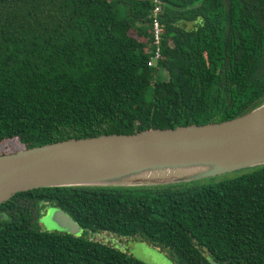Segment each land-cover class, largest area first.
Here are the masks:
<instances>
[{
	"label": "trees",
	"instance_id": "obj_1",
	"mask_svg": "<svg viewBox=\"0 0 264 264\" xmlns=\"http://www.w3.org/2000/svg\"><path fill=\"white\" fill-rule=\"evenodd\" d=\"M0 0V144L220 122L264 102V0ZM56 207L114 246L36 223ZM42 211V213L40 212ZM42 215V216H41ZM105 236V235H103ZM264 264V164L201 184L45 187L0 204V264Z\"/></svg>",
	"mask_w": 264,
	"mask_h": 264
},
{
	"label": "water",
	"instance_id": "obj_2",
	"mask_svg": "<svg viewBox=\"0 0 264 264\" xmlns=\"http://www.w3.org/2000/svg\"><path fill=\"white\" fill-rule=\"evenodd\" d=\"M263 164L264 102L220 122L69 138L1 153L0 204L38 188L160 186ZM65 216L74 222L50 208L40 222L66 232Z\"/></svg>",
	"mask_w": 264,
	"mask_h": 264
},
{
	"label": "rangeland",
	"instance_id": "obj_3",
	"mask_svg": "<svg viewBox=\"0 0 264 264\" xmlns=\"http://www.w3.org/2000/svg\"><path fill=\"white\" fill-rule=\"evenodd\" d=\"M16 146V142H5L0 144V152L2 151H8L11 150ZM1 154V153H0ZM250 168L241 169L221 175H217L214 177H208L204 179H199L195 181H189V182H183V183H177V184H184V185H192L194 183L201 184L203 181H208L210 178L214 181L222 180L225 178H230L232 176L238 175L239 173L246 171ZM51 208V207H50ZM48 208V210L50 209ZM64 223L67 224L65 226H68V229L66 232L74 234V235H80L84 234L87 237H92L94 233L87 232L86 230L79 227L76 223H72L68 217H64ZM121 243L120 246L122 248H127V252L130 256H132L134 259L144 263V264H177V258L176 256H173V259L170 257L171 252H161L157 248L153 247L147 242L141 241L137 238H122L120 239ZM113 242V240H112ZM125 245V246H124ZM122 250V249H121Z\"/></svg>",
	"mask_w": 264,
	"mask_h": 264
},
{
	"label": "built area",
	"instance_id": "obj_4",
	"mask_svg": "<svg viewBox=\"0 0 264 264\" xmlns=\"http://www.w3.org/2000/svg\"><path fill=\"white\" fill-rule=\"evenodd\" d=\"M154 6L151 11V28H152V35H153V45L155 47L153 51V55L150 57L149 62L147 65L151 66L154 62L155 59L158 58L159 56V49H160V44H161V28H160V23L158 20V13L160 11V3L158 0H153Z\"/></svg>",
	"mask_w": 264,
	"mask_h": 264
},
{
	"label": "flooded vegetation",
	"instance_id": "obj_5",
	"mask_svg": "<svg viewBox=\"0 0 264 264\" xmlns=\"http://www.w3.org/2000/svg\"><path fill=\"white\" fill-rule=\"evenodd\" d=\"M45 208H47V211H48V206L46 205L45 207H43V209L42 210H44ZM51 208H56V207H51ZM56 209H58V208H56ZM60 210V209H59ZM41 213H42V211H40ZM45 213H46V211H44ZM42 216V215H41ZM38 223H36V226H37V228L38 229H40V230H42V231H47V232H51V233H55V232H60V231H58V230H50V229H47L46 227H45V225H43L41 222H40V218H39V220L37 221ZM79 226V225H78ZM80 227V226H79ZM87 232H90V231H87ZM65 233H68V232H65ZM91 233H94V235L92 236V237H87L86 235H84V234H80V235H74V234H71V233H68V234H71V235H74V236H78V237H83L84 239H87V240H100L101 242H103V243H106V244H109V245H111V246H114L115 245V242L113 241L112 242V240L113 239H110L109 240V237L106 235V234H99V233H97V232H91ZM103 235H105V236H103ZM121 242V241H120ZM125 246V245H124ZM121 249H122V251H124L125 252V254H127V255H129L128 254V252H127V248H122L121 247Z\"/></svg>",
	"mask_w": 264,
	"mask_h": 264
}]
</instances>
